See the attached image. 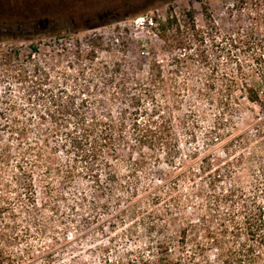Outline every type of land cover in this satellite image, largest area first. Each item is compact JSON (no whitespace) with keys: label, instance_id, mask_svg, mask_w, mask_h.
<instances>
[{"label":"rangeland","instance_id":"obj_1","mask_svg":"<svg viewBox=\"0 0 264 264\" xmlns=\"http://www.w3.org/2000/svg\"><path fill=\"white\" fill-rule=\"evenodd\" d=\"M154 9L158 33L137 29L133 19ZM263 65L264 0H0V257L139 264L170 238L174 257L222 264V234L264 213V100L241 85L260 81ZM133 97L148 112L171 100L175 162L165 146L144 148L134 174L130 139L118 155L119 142L88 158L93 139L73 146V114L98 137L101 116L133 111Z\"/></svg>","mask_w":264,"mask_h":264},{"label":"trees","instance_id":"obj_2","mask_svg":"<svg viewBox=\"0 0 264 264\" xmlns=\"http://www.w3.org/2000/svg\"><path fill=\"white\" fill-rule=\"evenodd\" d=\"M171 21L173 20L168 19V22ZM104 67L106 70H110L107 64ZM241 85L244 87V92L249 101L258 104L262 103L264 100V65L262 67L260 81L253 83L241 82ZM143 102V98L133 97L131 98L132 107L134 108L133 111H122L116 116L105 114L102 115L100 119L99 116H94L93 120L99 119L98 124L102 127L98 137L95 136L93 130L89 128V125L86 122V116L80 114V112L73 114L72 117L76 120L75 126H79L82 129V134L73 138V146H82L84 144L83 141L93 139L94 149L92 153H86V156L84 155L88 158L91 156H98L103 142L108 143V141H110L113 145L119 142L118 146H116L118 148L113 149V154L118 155L119 151L123 150L121 145H127L128 148L131 149V144H128L127 141V139H130L132 147L140 152L139 158H132L131 160V172L134 174L144 165V160L146 159L144 148L155 149L156 147L165 146L166 151L164 155L166 156V160L169 159L167 164H169V162H175V157L180 152V146L175 140L176 136L173 125L174 112L170 108L171 100H164L161 106L157 105L153 107L152 112H148L146 108H143ZM177 103L178 100H176V102L173 101L172 107ZM142 115H144L145 118H141ZM180 123L188 124L187 117L184 118L183 121H180ZM194 131L195 129H193L192 126L190 128H186V133H188L191 138L195 137ZM13 134L18 136L20 133L16 131L13 132ZM256 135L261 138L259 141L264 146V128H258ZM241 136H243L241 140H246L244 144H247L249 140L248 134L244 133L241 134ZM157 155L161 156V154ZM4 156L6 157V153ZM104 165H110L108 160H105ZM228 165L230 166V163ZM260 166V176L263 179L264 165L261 163ZM109 171L111 170L109 169ZM86 172L92 173V181L99 192L102 186L101 175L97 174L96 168H94L91 163L86 166ZM72 176L73 175L71 174V177ZM133 193H138V182L134 186ZM155 197L156 198L154 199H159V196ZM240 207L244 208L246 205L240 204ZM226 236L228 237L226 238ZM176 237L178 243H186L188 230L186 228L180 229ZM171 243L173 242L170 238L155 241L156 248L153 256L149 259L141 256L139 264H189L188 260L181 256L174 257L172 254L173 250L171 249ZM217 247L221 249L220 255L224 258L221 261L222 264H252L261 262L260 260L264 258L263 211L261 210L260 213L248 212L246 214H242L240 222H236L232 226L231 230H226L225 233L222 234L221 240H218ZM184 260L186 261L184 262ZM112 263L113 261L111 259L107 260V264ZM0 264H17V262L11 258L9 260H4L0 257ZM25 264H31V262H27ZM131 264H136V262Z\"/></svg>","mask_w":264,"mask_h":264},{"label":"built area","instance_id":"obj_3","mask_svg":"<svg viewBox=\"0 0 264 264\" xmlns=\"http://www.w3.org/2000/svg\"><path fill=\"white\" fill-rule=\"evenodd\" d=\"M159 12V9H154L153 11L151 12H148L144 15H140V16H136L134 19H133V22L135 27L137 29H146L150 32H154V34H157L158 33V18L157 17H160L159 14L156 13ZM171 17L173 18L174 17V14H171Z\"/></svg>","mask_w":264,"mask_h":264},{"label":"flooded vegetation","instance_id":"obj_4","mask_svg":"<svg viewBox=\"0 0 264 264\" xmlns=\"http://www.w3.org/2000/svg\"><path fill=\"white\" fill-rule=\"evenodd\" d=\"M109 15H110V13H106V14H104V16H109ZM100 17H103V15L100 16Z\"/></svg>","mask_w":264,"mask_h":264}]
</instances>
